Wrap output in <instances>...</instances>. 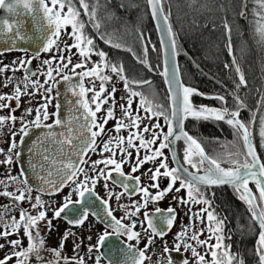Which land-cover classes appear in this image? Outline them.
Here are the masks:
<instances>
[{"label": "flooded vegetation", "instance_id": "flooded-vegetation-1", "mask_svg": "<svg viewBox=\"0 0 264 264\" xmlns=\"http://www.w3.org/2000/svg\"><path fill=\"white\" fill-rule=\"evenodd\" d=\"M11 1L0 0V264H154L152 247L157 243L165 264H185L184 252L175 247L181 238L176 244L171 236L180 232L177 218L188 202L200 219L191 223L196 235L201 236L204 221L216 240L208 255L203 252L205 258L199 253L202 262H229L236 249L245 263L244 254L234 248L232 229L215 220L220 210L217 188L191 185L176 164L180 140L177 135L170 140V97L159 71L155 31L134 30L142 48L124 46L101 26L92 30L95 18L89 22L83 10L72 31L61 30L65 24L60 20L50 41L31 48L26 39L8 34V17L16 8H9ZM48 19L54 25V17ZM83 51H94L98 65L84 67L83 55L77 63L67 61L71 52L78 57ZM136 70L150 77L134 84L129 75ZM109 72L127 85L128 99L111 98L117 84ZM69 85L82 93L80 111L87 122L66 100L72 94ZM80 126L93 134L81 159L68 149L61 158L55 152L48 160L47 148L65 149L49 142L51 134L61 139L66 132L75 139ZM188 162L199 165L198 157ZM47 179L54 183L47 185ZM51 198L60 201L53 208L43 206L42 200ZM7 208L17 212L13 224V213L5 217ZM60 224L69 229L70 242L78 243L69 251L44 245Z\"/></svg>", "mask_w": 264, "mask_h": 264}, {"label": "trees", "instance_id": "trees-1", "mask_svg": "<svg viewBox=\"0 0 264 264\" xmlns=\"http://www.w3.org/2000/svg\"><path fill=\"white\" fill-rule=\"evenodd\" d=\"M82 1L90 5L89 3L91 0ZM168 1L169 0H164L162 6L165 14L169 19L172 33L175 35L174 39H176V47L179 52V65L184 83L206 95L222 94L225 96L224 98H226L231 104H237L238 102V107L244 106L246 108L244 111L245 114H247L248 110H253V104H255V98H253V95L255 93V89L260 91L259 96L261 100L264 98V57H262L263 53L259 51V47L257 44L258 38L255 34L253 35V26L251 25L250 21L248 22V19L245 21L243 20L244 26L240 24L242 20L240 21V19H234L237 25L240 24L241 27L246 30V33L250 34L249 39L246 35L241 33L242 30L239 28V34L244 39V44L248 45L250 49V53L248 54L246 60L241 62L237 57L234 58L236 59V65L238 66V69L240 70L244 79V83L241 84L231 66L228 50L225 46V22L223 20H220V14H223V7L221 10L217 8V6L219 5L228 6L229 2L231 11L235 12L242 0H226L227 2L222 0H192L196 4L200 2L208 3V5L211 6L214 11L211 13V15L207 14L198 17L196 14H192V16H189L194 21V24L196 23L195 26L197 27V29L195 28V26L191 27L190 24L187 23L186 18L185 24H187V28L192 29L190 33H187L188 35H180L177 33L178 31H180V27L175 28L173 24V3L171 2L170 5H168ZM248 1L256 3L257 1H259V3L257 4L260 5V0ZM177 7H179V12L184 11L183 7H180L179 5L176 6V11ZM221 11L222 13H220ZM100 13L103 17V21H100L99 19V22L104 23L101 27L105 28L104 31L108 34V37L122 36V34L126 31H130L128 32L130 35L129 38L134 36L132 35L133 28L136 27L138 23L135 19H133V13L130 14V20L127 17H124V8H122L121 2H117L116 0H106V3L103 2V4H101ZM108 14L112 15V19H104V16ZM148 23L151 22L148 20ZM181 27V31H185L184 33H186L185 26L183 27V25H181ZM194 29L199 30L205 35L207 41L204 46L196 41L197 33H194L196 32L194 31ZM149 31H153V28ZM230 35L233 44L235 43L233 30L230 31ZM205 47L209 50V53L208 56L206 55L203 58L204 55L202 54V52L204 51ZM202 48L203 50L201 51L200 49ZM230 93L234 94V98L229 97ZM260 106L261 105L258 106L257 104H255L254 108H257L258 117L257 119H255L253 125V139L257 146L259 155L262 157L264 156V151L263 149L258 148L257 143V134L262 123V112L260 110ZM225 126L226 125L223 124L214 126L212 123L210 124L207 122H201L200 124H198L195 121H193L192 124L187 123V128L198 135V139L200 140L204 148H206L210 152H212L213 149V146L211 147V145H215V140H219L218 142L221 144V148H227L229 146L230 140H232L236 147H241V144H238V142L240 143V141L237 139V137L232 139L228 136ZM223 136L226 138L225 140H223ZM220 190L221 192L220 194H218L217 204L220 209L219 212L225 214L228 225L233 230L234 248H239L240 251L244 254L245 258H249L248 264H254V262L256 261V258L254 257V242L256 236L255 233H253L252 235L251 233H249V231L246 232V229L242 228L245 227V224H247L248 227H253L254 223L250 218L245 217L246 212L244 211L245 214L243 213V210L245 208H242V204L237 199L236 201L231 198L230 195H228V191L226 188ZM251 224H253V226ZM237 225L239 226V230L240 228L242 230L238 231Z\"/></svg>", "mask_w": 264, "mask_h": 264}, {"label": "rangeland", "instance_id": "rangeland-1", "mask_svg": "<svg viewBox=\"0 0 264 264\" xmlns=\"http://www.w3.org/2000/svg\"><path fill=\"white\" fill-rule=\"evenodd\" d=\"M45 2L46 5L48 6H53L54 8H56L58 15L60 16V20H63L64 22V26L63 28H61V30H66V27L69 31H72V26L75 23V17L80 16V12H82L83 10H86V15L89 17V22L91 21V19L95 18V21L91 23L92 27H95L96 29L99 26H103L104 23H100V21H103V17L100 13V7L101 4L106 3V0H91L90 1V5L86 4V2H83L82 0H43ZM117 2H121V6L122 8H124V17H127L129 20L131 19L130 14L133 13V19H135L137 21V26H138V30H142V31H149L153 28V24L150 21V14H149V10H148V5H147V1L146 0H116ZM162 3L164 0H161ZM227 2L226 0H222ZM173 3V15L174 17H172V21L173 24L175 26V28L180 27V31H178L177 33L180 35L183 34H187L190 33V31L192 29H188L187 28V24H185V20L187 18V23L190 24V26L194 27V21L192 20L191 17L192 14H196L198 17L202 16V15H211V13L214 11V9H212L211 6L208 5V3H204V2H200V3H195L192 0H169L167 2L168 5H170V3ZM179 3V4H178ZM257 3H259V1H257ZM256 2H251L246 0H242L240 5L238 6L237 10L235 12L231 11L230 8V4L228 2V6H217L218 9H222L223 7V14H220V20H223L225 22L224 25V31L226 30V32H229L231 30L234 31V40L235 43L232 44V39H231V45H232V50H231V54L233 59L234 58H238L241 62L246 60V58L248 57V54L250 53V49L248 45H245L243 42V38L241 37V35L239 34L240 29L242 30V34L246 35L247 38L250 39V34L246 33V30H244V28L241 27L240 24H242L244 26L243 20H247L248 22H251V25L253 26V35L255 34L256 37L258 38V47H259V51H261L263 53L262 57H264V0H260V5L257 4ZM180 6L183 7L184 11H178L179 7H177V11L175 10L176 6ZM128 12V13H127ZM222 13V11L220 12ZM109 16V17H108ZM108 17V18H107ZM240 19V21L242 20V22L240 24H236L234 19ZM104 19H112V15L108 14L104 16ZM148 20L151 23H148ZM169 20V19H168ZM74 21V22H72ZM101 24V25H100ZM152 24V26H151ZM170 24V23H169ZM181 25H183V27L185 26L186 29V33H184L185 31H181L182 27ZM76 28H78L79 26L75 25ZM171 27V26H170ZM103 28V27H102ZM195 28L197 29V27L195 26ZM240 28V29H239ZM105 28H103L104 30ZM194 29V33H197L196 35V41L199 42V44H201L202 46L205 45L206 43V38L205 35L203 33H201L199 30ZM252 29V28H251ZM75 30V29H74ZM77 30V29H76ZM154 30V28H153ZM172 30V29H171ZM134 31V28H133ZM236 31V33H235ZM130 31H126L122 34L123 36V40H127V38L130 36L129 33ZM128 33V34H127ZM110 35V34H109ZM188 35V34H187ZM173 36L175 37V35L173 34ZM231 36V35H230ZM240 38V39H239ZM121 40V41H123ZM246 41V40H245ZM174 42L176 44V39H174ZM247 44V43H246ZM177 46V44H176ZM225 46L226 49L228 50V55H229V49H228V43L227 41L225 42ZM61 48L60 46H57V51H59ZM201 51L203 50L200 49ZM83 54H80L78 52V57L75 53H70L67 61H71L72 63H77V61H79V59L81 58L80 56H84L86 57L85 61H83V65L84 67L90 66L93 67L94 65H98V56L95 55L94 51H83ZM209 50L204 49V51L202 52V54L204 55L203 58L207 55L208 56ZM201 54V55H202ZM230 58V56H229ZM236 59H234L235 62ZM47 61V60H46ZM115 62V61H113ZM231 62V60H230ZM264 63V62H263ZM70 64V65H71ZM236 64V62H235ZM114 66V65H113ZM232 66V63H231ZM110 69H113L112 65L109 66ZM237 69L238 66L236 65ZM264 67V65H263ZM94 68V67H93ZM92 68V69H93ZM233 68V66H232ZM234 70V68H233ZM239 70V69H238ZM235 72V70H234ZM240 72V70H239ZM109 75L113 76L112 78H114V80L116 81L117 87L113 86L114 88H117L115 91V94L113 96H111V98H117L120 100V98L124 99H128L130 92L128 90L127 85H122V81L113 73L109 72ZM108 76V75H107ZM105 74L103 76V78L105 79ZM103 78H101L103 80ZM115 84V83H114ZM109 85V84H107ZM108 88H110L108 86ZM254 89V88H252ZM259 90L255 89V93L253 95V98H255V104L257 105H261L260 106V110L262 112V123L259 127L258 130V139H257V143H258V148L263 149L264 151V98L261 100L260 96H259ZM259 97V98H258ZM255 104H253V110L255 111ZM232 107H234V109L238 108V105L233 103ZM251 110V111H253ZM245 117L243 118L247 123L249 122L250 118H251V114H245ZM112 121H116V119L112 120ZM111 126V122L109 123V127ZM139 132H141V130L139 129ZM115 134H119L120 132L118 131H114ZM219 140H215L214 144L215 145H211L212 152L211 155L214 156L215 161H220V162H230L233 159H237V157L240 155V153H244L241 141L240 143L238 142V144H241V147H236L233 148V150L235 151L234 153H232L231 155L228 154V152H225V148H221V144L218 142ZM217 145V146H216ZM240 150H238V149ZM262 161L264 163V156L261 157ZM199 160V164L202 163L200 159ZM188 182H190L191 185H197V186H202V185H198L194 182H191L188 180ZM202 187H206V186H202ZM206 188H212V187H206ZM234 192V196H238V193L236 192L235 188H229ZM252 189L257 190L258 192V196L259 195V190L255 187H252ZM188 190H190V187L188 188ZM193 192H195L194 190H191ZM60 200H54V199H43L42 200V204L43 206L49 207L51 206L52 208L59 202ZM10 206L12 205L11 203L9 204ZM8 206V207H10ZM186 208L185 210L180 211V216L177 218V228L180 232L176 233V234H171V239H173V241L171 243H175L177 244V240L179 239V237L181 238V242L179 243L178 241V246H175L176 248H180V251L184 252V263L185 264H204L202 262V259H200V255L199 253L202 252V258H205V254L206 253L208 255V247L209 246H214V240L215 237H213L211 234H209L208 229L205 227V223L204 221L200 222V226H201V236H197L195 231L193 230V226H191V223H196L199 222V218L197 217V211L196 208L194 209L193 206L191 204H189V202L187 203V205H185ZM8 211L5 212V217L9 218L11 216V214L13 213L14 216H11L10 222L11 224L14 223L15 218L17 216V212L12 211L13 209H9L7 208ZM205 210V209H204ZM246 215L245 214V212ZM2 211V207H0V221L2 222V224L4 223V216L1 215ZM16 213V214H15ZM243 213L245 214V217L247 218H251V216L249 215V212L247 209L243 210ZM218 217V218H217ZM215 216V220H218L219 222H221V220H223L225 226L228 224L227 218L225 216V214H223L222 212L218 213V216ZM241 220V219H240ZM173 220H171V224L172 225ZM8 222H5V225H7ZM253 226V224H251ZM238 226V225H237ZM255 226V227H254ZM253 227H248L247 224H245V227H242L244 229H246V232L249 231V233H251L253 235V233H255L256 239L255 242L257 240V236L259 235V229L256 227V225L254 224ZM64 226L57 225L55 227V231L52 232V234L46 239L43 240L44 245H60V248L64 247V249L66 251H69L71 246H77L78 243L75 242L74 244L70 242L69 237H70V233H68V228H63ZM229 230L231 228H229V226H226ZM90 228V227H89ZM91 229V228H90ZM241 229V228H240ZM58 230L59 232L56 233ZM228 230V231H229ZM237 230L239 231V226L237 227ZM242 230V229H241ZM183 231V232H182ZM233 231V230H231ZM245 232V231H244ZM75 234H77V232H75ZM65 235L64 237V243H61V236ZM250 237V235H249ZM67 239V241H66ZM216 241V240H215ZM254 242V243H255ZM221 243V242H220ZM233 246L231 244H228V248H230ZM154 250V254H155V258L156 261H154V264H156V262L158 261V264H165V259L164 257H161V251H160V246L157 243L156 245H154L153 247ZM227 248V245L225 244V249ZM224 249V248H223ZM259 251H260V255L262 253V248L260 247V245L258 246ZM236 250V249H235ZM235 250H232L233 256L234 257H230L229 262L228 261H224L223 264H248L249 258L246 259L245 263L244 260H242L240 256V253H236ZM224 251V250H223ZM254 253H255V258L256 261L254 262L257 264H260L259 262V258L258 255L256 254V249H254ZM238 254V255H237ZM154 259V258H152ZM183 263V262H182ZM181 263V264H182ZM143 264H146L145 262ZM147 264H153L151 263H147ZM209 264H215L214 262H210ZM216 264H220V262H217Z\"/></svg>", "mask_w": 264, "mask_h": 264}, {"label": "bare ground", "instance_id": "bare-ground-1", "mask_svg": "<svg viewBox=\"0 0 264 264\" xmlns=\"http://www.w3.org/2000/svg\"><path fill=\"white\" fill-rule=\"evenodd\" d=\"M9 1H11V0H9ZM11 2H13L17 7L14 9L13 13H10V16L8 17V20L10 21V25H11L8 34H12V37L14 39H20V40L22 38L26 39V42L31 46V48H35L36 45H38V43L41 41V39H40V35L42 33L41 29L42 30L43 29L49 30V28H48L49 22H45V24L42 23L44 20L47 19V16L42 13L43 10L40 11L41 6L39 3H37V0H12ZM161 4H162V1H161ZM46 7H47V5H46ZM51 9H54L56 16L60 19V16L58 15L56 8H51ZM162 9H163V6H162ZM163 11H164V9H163ZM164 14H165V12H164ZM79 15H81V13ZM165 16L167 17L166 14H165ZM150 21L152 22L151 18H150ZM134 28L136 31L138 30V26H136ZM56 29H57V27H56ZM95 29H96L95 27L92 28V30H95ZM138 31L139 32H149V31H142V30H138ZM227 34L229 36V40H230V44H231V36H230L229 32H226V41L228 43ZM53 35H54V33L49 38L44 39V41H50L51 38L53 37ZM37 37H38V39H36ZM116 38L121 39V40L124 39L123 36H118ZM155 38H156V48L158 50V54L160 57L159 71H160L161 78L163 79V82L165 84V80L163 77L161 48H160L159 40H158V37L156 34H155ZM121 42L123 43L124 46L127 45V46L142 48L141 44L140 43L138 44L136 42V38H134V36H132L131 38L128 37L127 40L125 39ZM174 46H175V51H176L177 64L179 67L180 80L182 82V85L184 87H186L185 91H184V99L190 103L187 105L186 108L184 107L183 120H182V129L184 132L181 133L180 136H178V139L180 140V142L178 143L176 150H174L176 157L180 161V164H178V167L184 172V174H186V170L188 172H191V173L199 172V170H197L198 168L194 169V167L199 166L201 168V163L197 166L196 164H194L192 162H191V164L188 162V159L190 157H198V159H200L198 154H197L198 151H195L196 150V144H198L201 147V149L204 151V153L208 159L212 160L214 163H221V165L217 166V172L220 176H231L232 174H234V171L230 167L222 166L223 164L237 163V164H243L244 166L250 165L251 159L249 158V156L247 154V151H246V148L244 145V141L242 138V134L238 131L237 127L233 124L236 120V118H235V116H236L238 118V120L242 123V125L246 128V130L248 131V133L250 135V137H249L250 141L253 144V146L256 150V153L258 155V158L261 161L262 166L264 168V163L262 161L261 156L259 155L257 146H256L254 139H253V125H254L255 119H257V117H258L257 108L255 109V111L254 110L253 111L248 110L247 113L251 114V118H250L249 122L247 123L243 119L244 115H245L244 111L246 109L244 106H239L237 109H234V107H232V104L226 98H224L225 97L224 95H222V94L206 95V94L201 93L197 89L185 84L183 79H182V75H181V71H180L179 52L177 50L175 43H174ZM231 49H232V45H231ZM121 63H123V59H122ZM138 68L142 69V66L138 65ZM235 74H236V72H235ZM240 74H241V72H240ZM236 76H237V74H236ZM241 76H242V74H241ZM147 77H150V74H148L145 71H139V70L132 71L129 75V78L132 80V82L134 84H141L143 82V80H145ZM237 78H238V76H237ZM242 79H243V76H242ZM238 80L241 84L244 83V79H243V82H241L239 78H238ZM67 89L72 91V94L70 92H68L69 96H71V97L69 99H66L67 102H69L71 104L70 106L72 107V110H74L77 114L82 113V115L79 117V119L82 122H87L86 115L84 114V112H82V110L80 111L81 104H83L84 100H83V102H81L80 96L78 95V92L76 91L74 85H69L67 87ZM189 89H191L192 91H186ZM229 97L234 98V94L230 93ZM237 104L239 105L238 102H237ZM191 105L192 106H198V107H192ZM169 108H170V119H171L170 100H169ZM209 109H215V110L217 109V110H219V112L217 113V112H214V111L209 110ZM85 111L88 115V111L86 109H85ZM224 111H227L228 114L230 113L232 115L225 114ZM200 115H205V116H208L210 118L203 119L200 117ZM74 117H78V116H74ZM225 117L227 120H224ZM213 118H216V119H213ZM193 121H195L198 124H200L201 122H207L210 124L212 123L214 126H216L218 124L226 125L227 127L225 126V128L227 130L228 136L232 139L237 137V139L239 141H241L244 153L243 154L240 153V155L237 157V159H233L232 161L227 162V163L215 161V158H214V156L211 155V152L208 151L206 148H204V146L202 145V143L198 139V135L191 134L189 131H187V129H185V128H187V123L192 124ZM65 124H68L67 121ZM87 128L83 129L80 126L81 132H79L78 130L76 131V133L74 134L75 139H71L70 135H67L66 132H64L63 137L61 139H59V143L65 149H71L72 155L79 158L80 153L82 152V151L80 152V150H82V148L88 149L92 145L91 137L93 138V134L91 132H88ZM89 135H90V137H89ZM187 135L189 137H191V139H190L191 145H189L187 142V140H188ZM225 139L226 138L223 136V140H225ZM233 148H235V145L232 142V140H230L229 146L227 148H225V152H228V154L231 155L232 153L235 152L233 150ZM201 162H202V160H201ZM59 165H61L62 168H66V164L61 163V161L59 162ZM196 174H199V173H196ZM45 183L47 185H51L54 182L50 179H47V181ZM249 186H250L252 192L254 193V196L256 198L258 206L261 208L262 207L261 206V197L258 196L257 190L252 189V187H255V188H257V187L252 185V184H250ZM212 188H217L218 194H220V192H221L220 189L226 188L228 191V195H230L231 198H233L234 200L237 199L242 204L241 205L242 208L247 209V207H246L247 206V200H246L247 196L245 193L239 192L236 189L238 196H234V192L231 189H229V188H233V187L221 186V187H212ZM259 195H260V193H259ZM250 219L253 221L252 218H250ZM253 223H254V221H253ZM260 244H261V238L258 235L257 240L254 243V249H257Z\"/></svg>", "mask_w": 264, "mask_h": 264}, {"label": "water", "instance_id": "water-1", "mask_svg": "<svg viewBox=\"0 0 264 264\" xmlns=\"http://www.w3.org/2000/svg\"><path fill=\"white\" fill-rule=\"evenodd\" d=\"M38 1L43 9L42 13L47 16V19L44 20L42 23L45 24V22H51L48 19V15L54 17L53 19L54 25L53 23L49 24L48 26L49 30L41 29L42 33L40 35V39L44 40L46 38H49L56 31L58 18L56 17L54 9L51 8L48 9L44 1L41 0ZM146 1L148 5L150 18L152 20V24L156 32V35L158 37L161 48L163 77L165 80V86L167 93L170 97V104H171V119L169 125V134H170V140H172L174 137H176V135L180 136L181 133L184 132L182 129L183 110L184 107L186 108L187 105L190 103L184 99V91L186 87L182 85V82L180 80L179 67L177 64L176 51L174 46V38L169 24V20L165 16L164 11L162 9L161 0H146ZM11 7H17V6L14 3L13 4L10 3L9 8ZM227 38H228L229 56L232 66L240 81L243 82L242 76L239 70L237 69L231 54L232 49L228 34H227ZM186 91H192V90L189 89ZM77 92L78 95L80 96L81 102H83L82 93L79 91ZM192 107H198V106H192ZM209 110H212L217 113L219 112V110L217 109L216 110L209 109ZM224 113L228 114L227 111H224ZM228 115H232V114L229 113ZM200 117L210 118L205 115H200ZM235 118L236 120L233 124L242 134V138L244 141L247 154L251 159V164L247 166L237 163L223 164L222 166L230 167L234 171V174H232L231 176H220L217 172V166L221 165V163H214L212 160L208 159L204 151L201 149V147L198 144H196L195 151H198L197 154L199 158L202 160L201 168L197 169L199 170V172H196L199 174L191 173L186 170L185 176L187 180L194 182L198 185H202L206 187L229 186L237 189L239 192H243L246 194L247 210L249 212V215L253 219L254 223L256 224L257 228L259 229V237L261 238L260 247L262 248V253L260 255L259 249H256V254L258 255L260 264H264V168L262 166L261 161L258 158V155L256 153L253 144L250 141L249 138L250 135L248 131L236 116ZM224 120H227L226 117ZM51 136L53 138L49 142L59 143V139H55L53 134H51ZM187 138H188L187 140L188 144L191 145V141H190L191 137L187 135ZM85 149L86 148L84 149L82 148V150H80V152L81 151L82 152L80 153L79 159H81L83 155V151H85ZM67 150L68 149L58 150V148H47L46 151L49 153L48 160H52L55 158L53 155V153L55 152H57L59 158H61V154L63 152H67ZM59 158L57 159L59 160ZM64 158L66 159L67 155H65ZM75 158L77 159V157ZM176 164L178 166L179 163ZM250 184L256 186L257 189L259 190L261 197V206H262L261 208L257 204L254 193L252 192L249 186Z\"/></svg>", "mask_w": 264, "mask_h": 264}]
</instances>
